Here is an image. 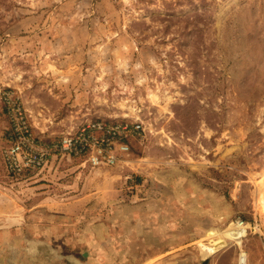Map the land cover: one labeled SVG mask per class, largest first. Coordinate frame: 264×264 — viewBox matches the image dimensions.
Segmentation results:
<instances>
[{"label": "rangeland", "instance_id": "rangeland-1", "mask_svg": "<svg viewBox=\"0 0 264 264\" xmlns=\"http://www.w3.org/2000/svg\"><path fill=\"white\" fill-rule=\"evenodd\" d=\"M263 196L264 0H0V264H264Z\"/></svg>", "mask_w": 264, "mask_h": 264}, {"label": "bare ground", "instance_id": "bare-ground-1", "mask_svg": "<svg viewBox=\"0 0 264 264\" xmlns=\"http://www.w3.org/2000/svg\"><path fill=\"white\" fill-rule=\"evenodd\" d=\"M264 200V196L262 197ZM243 231V227H238L235 223H230L226 228L222 230L217 229H209L207 231V240L208 242L204 243L199 241V246L202 249L203 256H206L214 251L218 250L219 247L223 246L226 241L224 239H233L238 237L240 233ZM237 264H245L244 255L241 253L238 257Z\"/></svg>", "mask_w": 264, "mask_h": 264}]
</instances>
